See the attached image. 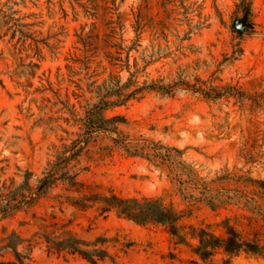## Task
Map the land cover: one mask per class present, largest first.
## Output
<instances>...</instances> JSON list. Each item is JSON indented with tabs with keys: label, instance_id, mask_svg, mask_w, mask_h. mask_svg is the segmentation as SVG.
Here are the masks:
<instances>
[{
	"label": "rangeland",
	"instance_id": "rangeland-1",
	"mask_svg": "<svg viewBox=\"0 0 264 264\" xmlns=\"http://www.w3.org/2000/svg\"><path fill=\"white\" fill-rule=\"evenodd\" d=\"M112 195L172 207L177 233ZM7 200L0 264H90L51 248L68 237L97 264H264V0H0ZM229 228L260 252L194 253Z\"/></svg>",
	"mask_w": 264,
	"mask_h": 264
},
{
	"label": "trees",
	"instance_id": "trees-1",
	"mask_svg": "<svg viewBox=\"0 0 264 264\" xmlns=\"http://www.w3.org/2000/svg\"><path fill=\"white\" fill-rule=\"evenodd\" d=\"M49 181V177L41 181L42 185ZM37 194L36 198H38ZM97 201L105 205L104 210L115 209L120 216L132 220L139 225L145 224H159L170 226L173 234L177 233L176 224L181 215L172 207L165 206L158 201L153 200H138L135 198L128 199L119 197L117 195L98 197ZM17 205H12L11 201L7 200L5 205H0V214L6 216L9 212L15 210ZM198 246L194 249V253L202 260L210 259L214 252L221 249L225 254L236 255L242 251L259 253V248L251 243H245L239 237V234L233 229L229 228L227 237H217L214 234L201 229L197 232ZM87 246L85 241L79 240L75 237H68L67 239L56 241L51 247L56 251L70 250L78 253L85 258L90 264H97L95 256L100 260L108 256L106 250L88 251L83 249ZM224 264H228L225 262Z\"/></svg>",
	"mask_w": 264,
	"mask_h": 264
},
{
	"label": "water",
	"instance_id": "water-1",
	"mask_svg": "<svg viewBox=\"0 0 264 264\" xmlns=\"http://www.w3.org/2000/svg\"><path fill=\"white\" fill-rule=\"evenodd\" d=\"M247 27H248V25H247L246 20H243V21L238 22V23L236 24V28H237L239 31H244Z\"/></svg>",
	"mask_w": 264,
	"mask_h": 264
}]
</instances>
